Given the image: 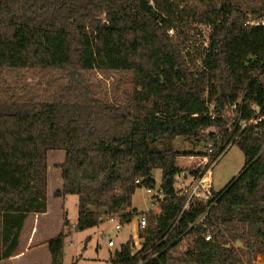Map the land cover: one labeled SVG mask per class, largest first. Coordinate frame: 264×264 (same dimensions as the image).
<instances>
[{
  "label": "trees",
  "instance_id": "16d2710c",
  "mask_svg": "<svg viewBox=\"0 0 264 264\" xmlns=\"http://www.w3.org/2000/svg\"><path fill=\"white\" fill-rule=\"evenodd\" d=\"M185 14L212 29L191 62L170 34ZM92 71L119 76L111 97L96 95ZM257 116L264 0H0V262L17 252L28 216L47 213L48 154L64 151L55 196L78 197V230L118 214L131 223L136 190L162 173L165 198L160 214L147 213L142 251L132 256L129 240L111 264H256L264 259V121L242 124ZM182 134L211 143V162L232 146L245 157L196 227L207 206L181 214L174 183L208 165L179 166L180 157L204 155L177 151ZM65 239L47 242L51 264H64Z\"/></svg>",
  "mask_w": 264,
  "mask_h": 264
},
{
  "label": "rangeland",
  "instance_id": "374dc122",
  "mask_svg": "<svg viewBox=\"0 0 264 264\" xmlns=\"http://www.w3.org/2000/svg\"><path fill=\"white\" fill-rule=\"evenodd\" d=\"M255 16L250 15L253 21ZM212 29L210 26L200 23L198 18L185 14L176 24L171 36L174 43L179 46L188 62L197 60L209 44ZM93 83L98 97H111L115 93L116 82L119 76L111 73L103 74L92 71L85 74ZM216 131V129H210ZM175 149L180 152H193L195 154L206 153L208 145L193 143L184 134L175 140ZM66 153L64 151H50L48 154V212L47 214H31L28 216L20 235L19 248L14 259H4L0 264H50L51 256L47 242L57 237L61 232L65 234V260L64 264H111L115 253L121 246L128 242L133 235V229L139 220L140 212L151 209L150 196L145 188H138L133 195L132 205L138 209L133 223L124 224L121 231H117L116 223L104 221L97 227L78 230L75 225L78 220V197L67 195L58 198L57 191H61L63 181L59 166L63 163ZM198 155L192 157H180L179 165L190 167L187 170L202 166ZM245 166V157L238 146H232L212 169L213 187L215 192L222 191L231 181L239 176ZM181 167V168H182ZM155 179L160 182L162 173L155 171ZM158 212V211H156ZM116 216H119L116 215ZM109 217V216H108ZM2 219H0V242L2 239ZM145 237L146 234H141ZM115 246L110 248L109 241ZM188 242L183 241L177 249V254H185ZM236 246H241L236 243ZM256 264H264L262 256H258Z\"/></svg>",
  "mask_w": 264,
  "mask_h": 264
},
{
  "label": "built area",
  "instance_id": "2783aa9c",
  "mask_svg": "<svg viewBox=\"0 0 264 264\" xmlns=\"http://www.w3.org/2000/svg\"><path fill=\"white\" fill-rule=\"evenodd\" d=\"M233 109H236V106L233 107ZM255 109L257 108L255 107ZM263 121H264V117L257 116L248 124L243 123L242 126L246 127L247 125H251V124L259 125ZM212 154H213V145L209 143L207 152L201 157V162H200L202 166L205 167L208 165V167L204 171L199 172L197 175H193L185 171L178 174L175 178L174 188L178 194H180L185 198L181 208V214L190 210L192 207L196 206L199 203H203L207 206L206 212L195 224H193V227H196L200 223V220L217 203L215 190L213 187L212 169L219 161V158L211 162ZM136 183L140 185L141 181L138 179L136 180ZM142 188H145L146 193L150 196L151 209L145 211V213H142L140 216H138L139 220L136 222V225L134 226L132 232L133 235H131L129 238L131 240L130 248H131L132 256H136L137 254H139L144 247L145 237H142L141 234H146L148 228L147 213H150L151 215L160 214L161 212L160 204L165 198L164 191L162 190L161 187V181L158 182L156 180V185L154 187H142ZM107 220H109L111 223H116L115 228L117 231H121L123 229V223L121 222L119 216L112 215L107 217ZM133 221L131 223H133ZM204 237L207 242L212 241V234L210 232H208ZM108 246L112 248L115 246V243L112 240H110Z\"/></svg>",
  "mask_w": 264,
  "mask_h": 264
},
{
  "label": "crops",
  "instance_id": "0c3cea01",
  "mask_svg": "<svg viewBox=\"0 0 264 264\" xmlns=\"http://www.w3.org/2000/svg\"><path fill=\"white\" fill-rule=\"evenodd\" d=\"M200 157V156H199ZM65 159V158H64ZM200 159H201V157H200ZM63 162H64V160H63ZM201 162V161H200ZM200 162L198 163V164H200ZM180 166V165H179ZM180 167H182V166H180ZM183 169H185V170H187V169H189L190 167H182ZM188 172V171H187ZM134 208V207H133ZM136 209V208H135ZM138 210V209H137ZM48 212V211H47ZM45 214H47V213H45ZM16 254V253H15ZM16 257V255H14V256H12L11 258H9V259H14ZM50 264H51V262H50Z\"/></svg>",
  "mask_w": 264,
  "mask_h": 264
}]
</instances>
